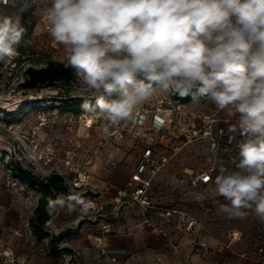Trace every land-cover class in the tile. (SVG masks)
<instances>
[{"label":"clouds","instance_id":"obj_1","mask_svg":"<svg viewBox=\"0 0 264 264\" xmlns=\"http://www.w3.org/2000/svg\"><path fill=\"white\" fill-rule=\"evenodd\" d=\"M44 15L67 65L95 93L83 112L104 117L105 133L159 93L208 98L238 117L235 168L221 165L213 181L225 201L217 213L264 223V0H50ZM26 31L20 14L0 13V62L20 55ZM93 207L76 193L47 198L50 215Z\"/></svg>","mask_w":264,"mask_h":264},{"label":"rangeland","instance_id":"obj_2","mask_svg":"<svg viewBox=\"0 0 264 264\" xmlns=\"http://www.w3.org/2000/svg\"><path fill=\"white\" fill-rule=\"evenodd\" d=\"M48 6H50V0H14L11 5L1 10V13L7 15L20 14L27 30L24 37L27 43L20 46L26 54V59L20 66L11 96L22 98L17 110H25L27 104L31 108L21 117L7 121L6 125L4 122L0 125V243L14 247L23 256L42 257L48 264H78L74 256L71 257L67 252L53 250V248L67 246L64 239H51V236H56L68 229L78 230L82 225L92 227L100 218L120 221L126 218L139 221L142 218L141 213H138L139 207L135 205L125 208L111 203L104 206L102 210L91 209L87 215L79 211L68 215L64 209H58L49 214L44 223L48 235L39 237L32 232L29 221L43 195L40 186L31 185L19 179L16 180L15 186L8 187L2 184V178L9 169L12 170L11 174L14 177L15 165L21 166L40 179H46L50 174L70 178L73 172L67 161H70L74 167H81L91 156L93 159L87 168L91 169L93 184L96 181L105 182L101 175L93 171L91 165L96 155L93 151L105 135L103 129L107 126V120L99 115L85 113L81 108L84 100L94 103L95 93L82 85L75 70L67 65L66 50L63 45L52 44L44 36H41L38 41L31 42L34 32H40L43 28L44 10ZM52 68L61 72L68 70L69 75L60 80H47L39 87L28 85L33 76L49 72ZM115 98L116 94L113 93L110 99ZM67 104L70 109L60 111L58 107ZM144 105L150 106L154 111L159 109L170 112L174 117L177 114L178 126L186 124L183 112L217 114L229 123L238 119V117H228L224 110L217 108L208 98L193 102L191 96L181 98L178 94L159 93L141 106ZM41 111L45 112L49 119L45 125H41L39 121ZM170 124L172 125V121ZM189 148L187 154L178 156L181 169L188 168L183 172H186L188 177L214 163L207 156L205 141H196L189 145ZM13 149L17 153V158H21V163L10 153ZM215 164L214 176L218 174L221 165L233 170L229 164L219 159ZM179 167L180 165L178 169ZM213 181L199 186L196 190L189 188V183L185 180H175L174 183L167 185V189H161L156 185L154 198L161 206L177 205L185 209L197 220V226L193 229L195 230L193 253L200 254L202 259L197 261V264H264L260 252L261 248L264 249V223L251 213L243 220L230 219L218 214L216 202L225 203V201L214 192ZM104 189L108 190L106 186ZM185 191L186 195H184ZM69 193L72 192L67 187L66 192L58 195L67 196ZM79 195L85 200H95L93 197L96 194L89 188ZM197 195H203L204 200L197 201ZM198 239H204L209 244V249L199 250L196 246ZM217 242L226 243L228 249L224 252L216 251Z\"/></svg>","mask_w":264,"mask_h":264},{"label":"built area","instance_id":"obj_3","mask_svg":"<svg viewBox=\"0 0 264 264\" xmlns=\"http://www.w3.org/2000/svg\"><path fill=\"white\" fill-rule=\"evenodd\" d=\"M14 0H0V13L2 8L11 5ZM50 25L47 18H44L43 28L40 32H34L32 36V43L38 41L41 36L50 41L52 44L58 45L49 35L48 29ZM20 55L10 61L0 62V125L2 122L11 121L7 117V113L14 112L19 107L22 98H13L11 93L14 91L15 79L18 76L20 66L26 59V54L22 48H18ZM180 109V105L178 106ZM218 108V107H217ZM148 105L138 107L134 113V120L121 121L118 126H109L108 133H105L103 140L111 139L113 137H122L125 133H133L136 137L145 135L148 130L160 131L166 123V118L161 117L158 112ZM185 115L186 124L184 125V132L176 134L167 144L163 151H159L156 146H145L137 165L132 170L130 177L125 184L118 187L112 183H105V186L114 192V200L120 206L137 205L140 208L142 220L147 224H154L152 216L170 220L173 219L179 230L189 232L197 226V220L194 219L188 211L177 206H161L157 204L151 196V188L157 179L159 173L182 151L196 141H205L207 143V156L213 160V164L204 170L197 172L195 175L189 177L186 181L189 187L196 190L199 186L210 184L215 178L216 160L219 159L231 166L234 170L235 164L233 161L238 160L237 144L242 139L238 132H233L231 129L237 127V120L233 123L226 122L217 114H196L193 112H183ZM181 117V116H180ZM169 121L173 123L178 122V115L174 117L170 113ZM39 121L41 125L48 123L49 119L46 117L45 112H39ZM108 125V121H107ZM102 141L98 143L93 151L95 155L98 152L99 146ZM1 141V140H0ZM10 149V148H8ZM17 158L15 149L10 151ZM93 156L85 161L84 166L74 167L71 166L73 176L70 178L63 177L64 184L68 187L69 191L76 194H82L91 187L93 175L87 168V165L92 162ZM21 163V158H17ZM12 170L9 169L2 178V184L6 186H15V176L11 174ZM92 209L102 210L104 204H99L93 199ZM196 246L199 250H208L209 244L204 239H198ZM228 249L226 243L220 242L216 245V251L224 252ZM262 260L264 262V249H260ZM108 250H103L102 254L108 255ZM115 262V257L110 258ZM0 262L7 264H28L27 261L18 257L14 247L0 243Z\"/></svg>","mask_w":264,"mask_h":264},{"label":"crops","instance_id":"obj_4","mask_svg":"<svg viewBox=\"0 0 264 264\" xmlns=\"http://www.w3.org/2000/svg\"><path fill=\"white\" fill-rule=\"evenodd\" d=\"M156 112L167 120L160 131L148 130L141 137L125 133L122 137H113L102 142L91 168L96 174L101 175L105 182L118 187L123 186L137 165L145 146H156L159 151H163L176 134L184 132V125L178 126L177 121L170 124L168 120L170 112L162 110ZM189 150L187 146L179 156L187 154ZM187 170L186 167L181 169L178 157L172 160L153 183L152 199L156 202L154 198L156 185L161 189H167V185L174 183L175 180L186 181L189 177L183 172ZM93 181L94 179L90 188L96 194L93 198L97 203L104 206L116 203L120 206L114 200V192L104 189V181H96L94 184ZM186 194L185 191L184 195ZM140 217L142 218L141 215ZM152 219L154 224L132 218L123 221L100 218L92 227L82 225L64 238L66 246L72 249V252L67 253L71 257L74 256L78 264H197V261H202L200 254L193 253L195 230L179 232L173 219L166 220L154 215ZM103 250H108V255L102 254ZM17 254L28 264H48L37 255L23 256L18 252ZM111 257H115V262L111 261Z\"/></svg>","mask_w":264,"mask_h":264},{"label":"trees","instance_id":"obj_5","mask_svg":"<svg viewBox=\"0 0 264 264\" xmlns=\"http://www.w3.org/2000/svg\"><path fill=\"white\" fill-rule=\"evenodd\" d=\"M19 48H21V47H19ZM68 75H69L68 70H64L63 72H61V70H57L56 68H52L51 71H49V72H45V73L33 76L32 81L28 82V85H30V87H39L41 85V83H43L47 80H50V79L60 80V79L68 77ZM48 85H52V84H48ZM64 97H66V96H64ZM188 97H190V96H188ZM108 98L110 99V97H108ZM78 99L83 101L80 98H78ZM30 108H31V106H29V104H27V106L25 107V110L18 109L14 112H9L6 115L9 119L21 117L24 114V112L26 110H29ZM58 108L62 112L70 109L68 104L66 106H59ZM75 112H78V111L76 110ZM13 174L20 181H23L25 183H30L31 185H35V186H40V188L43 192V195L39 199L38 204L34 209V215L31 217L29 224L32 228V232L36 236L41 237L43 235H48L45 228H44V223H45V221L49 215V212L47 210V198L51 197L52 199H55L59 193L66 192L67 187L63 183L62 176H60L58 174H50L49 176L46 177V179H40V178L33 176L30 172L23 169L19 165H15L13 167ZM75 231L76 230L68 229V230H65L64 232L59 233L56 236H51V239L56 238L57 240H62L64 238H66L68 235H70L71 233H74ZM54 249L63 250L65 252H72V250L68 247L53 248V250Z\"/></svg>","mask_w":264,"mask_h":264}]
</instances>
